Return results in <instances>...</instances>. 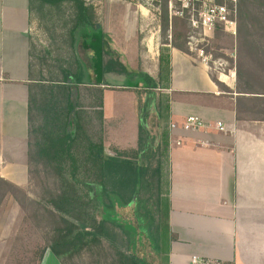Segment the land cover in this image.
I'll list each match as a JSON object with an SVG mask.
<instances>
[{"label": "crops", "instance_id": "obj_1", "mask_svg": "<svg viewBox=\"0 0 264 264\" xmlns=\"http://www.w3.org/2000/svg\"><path fill=\"white\" fill-rule=\"evenodd\" d=\"M29 1L0 0V172H28L29 97L34 84L46 83L37 80L30 67L37 27ZM258 28L248 26L256 36L242 46L238 26L235 36L228 34L238 45L239 58L238 67L235 61L229 73L224 72L226 59L222 70H214L190 51L153 46V42L145 57L155 48L153 58L159 65L161 53L167 50L170 74L160 65L155 73L149 71L140 56L137 67L127 68L131 72L142 68L156 81L169 80L167 87L160 83L157 89L161 117L155 108L149 117L150 127L154 117L159 120L155 134L160 136L163 122L169 137L161 154L162 192L168 204L167 264H264V119L237 114L236 109L242 95L239 84L247 81L246 76L260 81L264 76V25ZM100 30L103 44L99 34L85 35L79 42L93 81L100 80L101 58L108 61V34ZM252 50L262 57L252 58ZM114 60L125 65L117 57ZM250 66L262 69L250 71ZM116 69L117 65L104 74L107 85H101L104 155L137 161L139 88L109 87L119 76ZM111 91L112 104L107 99ZM189 116L199 117L204 125L187 127ZM194 257L199 261L194 262ZM41 264L61 263L47 251Z\"/></svg>", "mask_w": 264, "mask_h": 264}, {"label": "trees", "instance_id": "obj_2", "mask_svg": "<svg viewBox=\"0 0 264 264\" xmlns=\"http://www.w3.org/2000/svg\"><path fill=\"white\" fill-rule=\"evenodd\" d=\"M255 1L264 3V0ZM65 2L74 8L68 38L63 40L69 45L68 51L47 48L39 54L35 47L31 50V70L37 72V80L46 83L34 84L36 87L29 97L28 173L38 174L45 189L40 206L49 219L46 221L53 225L48 248L61 264H69L72 255L82 250L99 258L103 242L110 233L119 230L126 238L128 248L123 250L109 245L114 252L111 264H151L134 251L142 235L147 236L161 263L167 264L168 204L162 192L160 157L168 146L169 137L166 129L157 136L149 125L154 108L161 117L158 108L161 104L156 102V96L162 82L156 81L142 68L139 72H131L111 57L106 63L104 57L101 58L100 80L93 82L85 61L77 54L80 38L85 35L99 34L100 42H105L102 30H98L93 8L85 0H30L29 11L32 16L44 17L51 13L50 7H60ZM246 10L244 6L241 8L238 24L240 46L256 36L248 31L249 25L258 31L261 30L258 26L263 24L260 21L253 23V20L247 23L251 17ZM175 19L184 24L187 22ZM216 31L222 29L218 27ZM262 32L264 37V30ZM185 39L186 35L184 44ZM173 47L187 51L180 44H173ZM105 54L110 55L106 51ZM168 62V57L161 54V71L168 73ZM116 65L127 77H135L126 87L139 88L141 97L137 161L104 155L101 85H107L103 76ZM250 68L255 72L262 69ZM246 77L247 81L239 84L238 92L242 95L237 98V114L264 119V76L261 81L252 80L254 75ZM83 96L87 101L82 100ZM0 184L3 187L0 189L1 202L5 193L16 190V187L1 177ZM51 184L54 187H50ZM130 206H134L135 223L122 220L119 214V209Z\"/></svg>", "mask_w": 264, "mask_h": 264}, {"label": "rangeland", "instance_id": "obj_3", "mask_svg": "<svg viewBox=\"0 0 264 264\" xmlns=\"http://www.w3.org/2000/svg\"><path fill=\"white\" fill-rule=\"evenodd\" d=\"M144 1L85 0L87 5L93 8L96 23L108 34L106 53L110 55H107L106 59H108V56H112L111 58L113 59L117 57L125 63L127 68L132 70L137 67L136 61L140 56L143 60L142 65L155 73L160 65L153 58V51L157 50L154 48L152 53H149V57H145L148 54V44L150 42L154 43L153 46H156L157 43L159 45L162 44L163 48H167V45L180 44L191 52L186 44L190 28L187 22L184 24L183 22H178L174 17L171 18L168 6L169 0H162L155 7L148 6ZM243 6L251 17V21L247 23H252L253 20V23L260 21L264 25V3L255 0H239L238 24L241 19V8ZM73 9L71 3L65 2L60 7H50L51 13H48V16L36 17V14L33 16L37 27L33 37V47L39 54L47 48L57 52H61L58 49L68 51L69 45L65 44L63 40L68 38L67 31L70 28ZM116 50L119 56L115 53ZM163 51L161 54L167 56L168 51ZM204 52L212 60H217V64L226 59L228 65L226 64L224 72L229 73L231 67L235 66V61L236 67H238V45L237 43L235 45L234 39L224 31H215L212 34ZM192 53L198 58L197 52L193 51ZM251 53L253 55L252 58L258 59L262 57L257 50H252ZM77 54L84 60L83 54L84 56L86 54L80 49V43L78 44ZM169 64L170 62H168L167 67L168 75L170 74ZM211 64L213 63L211 62ZM165 65H167L166 61ZM213 66L211 65V69H213ZM116 70L119 76L114 81H111L110 86L127 90V84H131L135 77H127L120 70V66H117ZM219 73L222 72L220 71ZM212 74L213 77H216L215 72ZM162 84L168 86V78L167 80L164 79ZM112 92L108 94L107 98L110 104L114 103L113 97L115 96ZM82 100L87 101L85 99ZM124 115L127 118L128 112L125 111ZM159 125V120L154 117L151 129L157 132ZM162 127L164 130L165 124L163 122ZM37 176L38 174L30 175L28 172H0L1 178L11 182L16 187V190L12 189L10 193H5L0 202V264H41L45 253L50 251L48 246L53 234V225L46 221L49 219L45 216L40 206L42 202L41 196L45 189ZM50 187H54V185L51 184ZM2 188L0 184V189ZM133 207L119 209L122 220L135 223ZM110 239L113 242H110ZM112 244L123 250L128 248L124 235L119 230H115V233H110V236L103 242V247H101L103 249H100L98 254L99 258L87 250H82L72 255L69 264H111L114 258L111 260V256L114 252L109 245ZM109 249H111V252H109ZM134 251L151 264H160L146 235L140 236Z\"/></svg>", "mask_w": 264, "mask_h": 264}, {"label": "built area", "instance_id": "obj_4", "mask_svg": "<svg viewBox=\"0 0 264 264\" xmlns=\"http://www.w3.org/2000/svg\"><path fill=\"white\" fill-rule=\"evenodd\" d=\"M161 2L162 0L144 1L150 7H155ZM168 6L171 18L184 19L189 25L190 31L186 41L188 49L197 52L198 58L206 65H214V70H222L225 61L217 64V60H212L205 54L204 49L218 27L228 34H237L239 0H169ZM203 125V121L197 116H189L187 119V127ZM220 128L225 129L222 126ZM193 261L199 260L194 257Z\"/></svg>", "mask_w": 264, "mask_h": 264}, {"label": "water", "instance_id": "obj_5", "mask_svg": "<svg viewBox=\"0 0 264 264\" xmlns=\"http://www.w3.org/2000/svg\"><path fill=\"white\" fill-rule=\"evenodd\" d=\"M101 29V27L100 26H98V30H100Z\"/></svg>", "mask_w": 264, "mask_h": 264}]
</instances>
